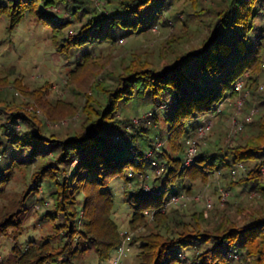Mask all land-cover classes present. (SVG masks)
I'll return each mask as SVG.
<instances>
[{
	"label": "trees",
	"instance_id": "16d2710c",
	"mask_svg": "<svg viewBox=\"0 0 264 264\" xmlns=\"http://www.w3.org/2000/svg\"><path fill=\"white\" fill-rule=\"evenodd\" d=\"M177 1L102 0L105 14L91 0H0V22L6 21L11 33L25 19L34 20L49 33L60 57L81 69L92 64L95 48L160 23ZM217 5L200 48L158 70L129 68L116 77V86L99 84L96 98L87 99L79 127L70 134L48 131L32 113L0 97V195L15 171L25 172L28 188L19 209L27 211L25 204L35 200L46 208L42 219L53 231L27 240L20 249V213H4L0 237L13 242V264H77L88 250L99 263H107L127 237L113 219V183H121L131 209L129 230H148L129 240V247L139 242L137 264H264V214L243 225L224 214L214 222L217 211L194 213L187 222L179 204L171 211L164 208L171 198L191 194L196 183L207 184L217 173L229 178L238 166L245 175L230 181L227 189L241 187L264 199V0H220ZM59 6L67 18L53 16ZM239 82L241 98L250 93L242 109H262L244 122L246 139L231 150L216 136L213 146H200L193 163L183 166L186 141L195 136L202 118L239 97L234 90ZM7 83L6 76L0 78V87ZM41 89V105L55 109L64 104L53 105L45 97L47 86ZM133 103L150 108L154 126L144 123L128 130L133 123L125 113ZM157 141L167 149L156 152ZM151 157L164 166L161 176L151 177ZM146 184L152 193L144 190Z\"/></svg>",
	"mask_w": 264,
	"mask_h": 264
},
{
	"label": "rangeland",
	"instance_id": "374dc122",
	"mask_svg": "<svg viewBox=\"0 0 264 264\" xmlns=\"http://www.w3.org/2000/svg\"><path fill=\"white\" fill-rule=\"evenodd\" d=\"M91 1L98 11L107 13L102 0ZM218 1L220 0H178L161 15L160 23H153L154 25L138 35L118 39L113 45L103 44L95 48L94 52L90 53L92 64L81 69H75L74 64L60 57L49 39V33L34 20L25 19L11 33L6 31L8 26L6 21L0 22V78L6 76L8 79V83L0 87V97L8 98L11 106L22 108L28 114L32 113L36 117L35 120L40 121L48 131H57L63 135L70 134L79 127L80 109L86 105L87 99L96 98V86L99 84L100 88L106 85L116 86V77L129 68L144 65L153 66L158 70L172 63L177 56L200 48L209 34L208 23L212 12L218 8ZM52 12L57 18L69 16L63 6L54 8ZM71 31L70 35H74V27ZM72 72L74 76L71 75ZM44 85L49 91L45 96L48 101L53 105L58 101L64 104L57 105L55 109L49 104V107L41 105L40 103L44 102L42 96L45 95V90L41 89ZM40 89L43 93H39ZM237 99L235 97L223 103L216 114L210 115L212 130L199 141L198 152L213 146L216 143V136L220 137L224 147L231 150L239 141L246 139L247 128L244 122L260 114L262 109L252 105L237 110ZM249 99V92L242 95L243 102ZM70 106L72 109L69 108ZM149 109L143 103H133L126 109L125 115L129 116L133 123V129L128 128L130 132L144 127V123H147V126H154L151 116L146 117ZM238 124L244 125L241 132L236 131ZM162 148L167 149L166 144L157 141L156 152L161 151ZM151 154L152 151L146 157L149 158ZM150 175L155 176V171L150 172ZM244 175V168L238 166L229 178L217 173L209 177L207 184L196 183L191 194L179 196L183 197V201L179 204L181 208L179 212L186 215L184 219L187 222H192L191 216L194 213L211 214L214 211L218 212L214 216V222H219L223 214L238 225L250 222L255 216L264 214L262 196L241 187L235 191L227 189L230 181L235 182ZM261 176L264 180V169L261 170ZM27 184L28 175L25 172L15 171L0 195V218L7 212L20 213L23 225L18 243L20 249H24L27 240H39L53 234L51 224L42 219V215L47 211L46 208L34 200L27 202L28 205L25 204L27 211L19 209L22 193L28 188ZM112 186L115 194L113 219L122 234L127 233V237L130 238L136 234H147L148 230H145V227H139L136 232L129 230L131 209L124 201L122 185L113 183ZM138 244L139 242L130 246V250L121 258L120 264H137ZM12 246L11 240L0 237V263H14ZM111 259L102 264H113L114 261ZM77 264L101 263L95 252L88 250L78 259Z\"/></svg>",
	"mask_w": 264,
	"mask_h": 264
},
{
	"label": "built area",
	"instance_id": "2783aa9c",
	"mask_svg": "<svg viewBox=\"0 0 264 264\" xmlns=\"http://www.w3.org/2000/svg\"><path fill=\"white\" fill-rule=\"evenodd\" d=\"M235 92H237L238 95L241 94L242 91V83L239 82L235 85L234 87ZM243 106V101L242 98L239 96L238 99L236 100V108L237 110H241ZM147 116H151V113H148L146 115ZM212 116H208L206 119H202L201 120V124L195 134V137L190 138L186 141V151H185V155H184V163L183 166H190L193 161L194 158L196 156V154L198 153V145H199V141L207 134H209L212 125H211V118ZM247 121H250V119H247ZM243 129V125L242 124H238L236 125V131L237 132H241ZM151 166L154 168V171L156 173L157 176H161V174L164 172V166L163 165H159L155 160H152L151 162ZM144 190L152 193V189L150 187V185L146 184L144 186ZM181 201H183V197H173L170 199V201L165 205L164 208H169L171 206H175L181 203ZM129 240H130V236L126 237L123 241L122 244L120 245V247L118 248L117 252L112 256V261L113 264H120L121 258L123 256L126 255V253L130 250L129 247Z\"/></svg>",
	"mask_w": 264,
	"mask_h": 264
}]
</instances>
